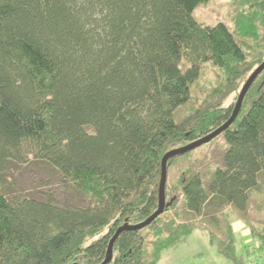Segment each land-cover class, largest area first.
<instances>
[{
    "label": "trees",
    "instance_id": "obj_1",
    "mask_svg": "<svg viewBox=\"0 0 264 264\" xmlns=\"http://www.w3.org/2000/svg\"><path fill=\"white\" fill-rule=\"evenodd\" d=\"M210 1L0 0V264H102L120 227L157 211L164 155L230 120L236 104L225 100L264 63V0L238 2L234 31L198 20ZM206 66L223 80L196 105ZM223 135L208 181L186 171L181 206L174 198L149 227L123 233L111 264H159L199 228L185 215L224 225L212 245L244 264L222 216L231 208L245 219L264 195V72ZM31 165L72 198L20 191L15 172ZM250 232L264 250V224Z\"/></svg>",
    "mask_w": 264,
    "mask_h": 264
},
{
    "label": "rangeland",
    "instance_id": "obj_2",
    "mask_svg": "<svg viewBox=\"0 0 264 264\" xmlns=\"http://www.w3.org/2000/svg\"><path fill=\"white\" fill-rule=\"evenodd\" d=\"M240 0H211L208 4L200 6L196 10V17L207 25H215L218 22H224L235 30L233 20L238 11H241ZM217 68L206 66L202 78L193 87L194 104H200L208 93L217 86L223 79ZM244 84V83H243ZM243 84L238 91L230 95L224 102V107L235 105ZM194 105L184 107L179 111V118L188 116ZM187 146V145H186ZM184 146H178L182 148ZM227 148L224 135L221 134L212 142L191 153L173 160L168 170L166 202H171L177 198L176 206H181L182 202V176L190 169L199 167L204 174L205 181H208V175L211 174L217 166L222 164L223 153ZM12 182L16 187L27 195L39 198L40 194L50 192L59 200L64 202L72 198V191L62 186L51 173L43 170L40 166L22 167L15 172ZM264 180V176L262 178ZM264 181H262L263 183ZM258 200H264L263 193H256L253 196L251 207L247 217L242 216L227 208L223 213L224 217L232 226L238 254H246L244 264H264V250H259L260 245L254 237L251 236V227H258L264 224V212L261 211L257 203ZM171 213V211H170ZM184 216V221H193L199 225V228L193 232L189 239L179 247L166 251L159 264H232L224 259L217 248L211 243V232L222 236L226 231L224 225L213 227L202 224L200 219L193 216ZM223 218V219H224ZM149 231H144L146 235ZM249 246V247H248ZM248 247L249 249H246ZM250 254V255H249ZM260 256V258H258Z\"/></svg>",
    "mask_w": 264,
    "mask_h": 264
},
{
    "label": "water",
    "instance_id": "obj_3",
    "mask_svg": "<svg viewBox=\"0 0 264 264\" xmlns=\"http://www.w3.org/2000/svg\"><path fill=\"white\" fill-rule=\"evenodd\" d=\"M264 72V63L260 65L253 73L252 75L248 78L247 82L245 83L244 87L241 90V93L238 97L234 112L230 118V120L224 124L221 128L217 129L216 131L212 132L211 134L207 135L204 138H201L200 140H197L187 146H184L182 148L178 149H173L169 152H167L163 159H162V173H161V180H160V185H159V195H158V209L157 211L150 217L148 218L145 222L137 225H124L120 227L114 237L112 238L108 251L106 254V259L102 264H111L113 261V256H114V246L115 243L117 242L118 238L125 232H130V231H141L147 227H149L157 218H159L161 215L164 214L165 210L168 207V204L166 202V186H167V177H168V163L170 160H173L177 157L184 156L192 151H195L198 148H201L204 145L209 144L212 142L215 138L223 134L229 127H231L235 121L237 120L243 103L245 101V98L250 91L251 87L257 80V78Z\"/></svg>",
    "mask_w": 264,
    "mask_h": 264
},
{
    "label": "built area",
    "instance_id": "obj_4",
    "mask_svg": "<svg viewBox=\"0 0 264 264\" xmlns=\"http://www.w3.org/2000/svg\"><path fill=\"white\" fill-rule=\"evenodd\" d=\"M258 258H260V256H258Z\"/></svg>",
    "mask_w": 264,
    "mask_h": 264
},
{
    "label": "bare ground",
    "instance_id": "obj_5",
    "mask_svg": "<svg viewBox=\"0 0 264 264\" xmlns=\"http://www.w3.org/2000/svg\"><path fill=\"white\" fill-rule=\"evenodd\" d=\"M154 214V213H153Z\"/></svg>",
    "mask_w": 264,
    "mask_h": 264
}]
</instances>
